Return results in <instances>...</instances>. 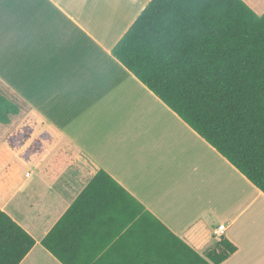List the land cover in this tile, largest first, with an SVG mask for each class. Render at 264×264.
<instances>
[{
  "label": "crops",
  "instance_id": "1",
  "mask_svg": "<svg viewBox=\"0 0 264 264\" xmlns=\"http://www.w3.org/2000/svg\"><path fill=\"white\" fill-rule=\"evenodd\" d=\"M148 1L0 0V81L33 120L19 155L50 135L28 162L0 160V209L35 242L19 264H61L41 240L99 170L198 254L224 225L236 251L220 264H264V194L111 55ZM128 218L89 226L67 250L71 264L128 257L112 252Z\"/></svg>",
  "mask_w": 264,
  "mask_h": 264
},
{
  "label": "trees",
  "instance_id": "2",
  "mask_svg": "<svg viewBox=\"0 0 264 264\" xmlns=\"http://www.w3.org/2000/svg\"><path fill=\"white\" fill-rule=\"evenodd\" d=\"M110 52L264 194V13L256 14L243 0H149ZM29 111L0 81V125L22 122L5 138L10 149H21L30 139L32 127L24 120ZM49 139L43 132L31 140L21 160L28 162ZM117 213H127V222L135 225L114 245L112 252L128 253L115 264H220L236 251L221 237L198 254L103 170L90 179L41 246L61 264H71L68 248L83 239L89 226ZM151 219L158 228L149 229ZM136 226L134 239L131 229ZM34 244L0 209V264H19Z\"/></svg>",
  "mask_w": 264,
  "mask_h": 264
},
{
  "label": "rangeland",
  "instance_id": "3",
  "mask_svg": "<svg viewBox=\"0 0 264 264\" xmlns=\"http://www.w3.org/2000/svg\"><path fill=\"white\" fill-rule=\"evenodd\" d=\"M256 14L261 15L264 13V0H243ZM32 125L33 120L26 121ZM22 122H16L11 126L0 125V160L9 165H19L22 160L19 155L20 149H10L6 145L4 138L12 134L14 131L21 127ZM10 149V150H9ZM7 151V152H6ZM9 151V152H8Z\"/></svg>",
  "mask_w": 264,
  "mask_h": 264
},
{
  "label": "built area",
  "instance_id": "4",
  "mask_svg": "<svg viewBox=\"0 0 264 264\" xmlns=\"http://www.w3.org/2000/svg\"><path fill=\"white\" fill-rule=\"evenodd\" d=\"M226 229V226L224 225H220L218 226L215 231H214V234L216 236L217 239L220 238L221 234L223 233V231Z\"/></svg>",
  "mask_w": 264,
  "mask_h": 264
}]
</instances>
